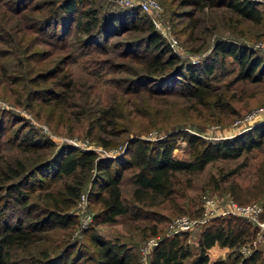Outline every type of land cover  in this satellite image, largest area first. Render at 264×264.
I'll use <instances>...</instances> for the list:
<instances>
[{
    "label": "rangeland",
    "instance_id": "1",
    "mask_svg": "<svg viewBox=\"0 0 264 264\" xmlns=\"http://www.w3.org/2000/svg\"><path fill=\"white\" fill-rule=\"evenodd\" d=\"M21 1L23 0H0V168L6 160L15 158L24 162L28 168L38 165L29 176L32 179L29 178L24 183L23 188L29 194L28 203L40 205L46 191L59 189L69 179L65 174L56 173L52 167L45 168L46 163H43L61 147L90 148L101 156L118 152L129 137L152 138L165 133L164 127L159 130L149 127V132L130 129L117 135L99 131L93 124L100 108L109 109L114 116H122L117 117L120 125L115 128L128 125L131 121L132 125L143 127L147 123L146 116L170 118L188 115L191 124L181 123L182 127L179 128L188 129L208 140L233 137L264 122V76L256 82L247 79L233 80L237 65L227 55L223 65H217L216 62L206 76L212 93L220 94L224 104L196 110L193 101L187 97L150 94L145 89L147 84L140 85L144 89L139 93L132 91L134 84L127 79L134 76L133 68L136 63L130 54H123L127 49L143 54L139 42L144 34L143 27L147 25L145 20L140 23L139 28L98 36L99 39H94L93 44L89 42L91 38L79 31L74 24L69 32L59 31V27L44 29L46 23L42 24L41 29L34 26L33 21L37 24V19L47 12L48 5L45 0H24L21 4H27L26 7L17 11ZM157 1L161 6L158 19L168 26L169 32L177 39L176 53L180 61L195 62L203 59L217 37L242 41L249 48L264 53V49L253 47L255 42L264 40V0H254L261 11V20L256 23L241 18L224 5L195 7L192 4H182L181 0ZM84 4L97 6L101 13L137 7L136 3L129 5L125 0H85ZM189 12H193V15L189 16ZM15 13H24L26 18L22 17L17 21V26L12 29L14 33L10 36L11 40L5 42L2 28L6 25L4 20L9 14L17 17L18 14ZM146 16L151 18L154 14L148 11ZM192 18H198L197 27L193 33H189V28L195 21ZM19 26L26 29L22 39H19L18 29L15 30ZM40 71H48L45 73L46 79L42 80L37 76ZM69 79L66 89L64 82ZM258 107L263 109L253 113ZM106 128L113 129L111 125ZM27 130L35 134V144L22 139ZM97 135L112 139V142L108 146L101 145ZM188 150L186 141L178 137L172 153L185 157L188 156ZM234 167L236 171L229 173ZM128 172L126 170L125 174ZM258 173L264 177V152L260 147L242 150L237 156L217 157L208 161L199 171L178 173L183 182L186 177L190 179V184L184 188V195L177 199L181 204H186L188 209L177 212L176 206L168 208L166 201L149 207L148 210L155 211L156 216L164 217L156 223L160 228L159 236L167 234V223L172 217L194 212L206 196L226 198L229 195L228 186L232 183H237L242 188L251 187L262 178ZM2 178L0 173V205L9 198L4 193L3 186L6 182ZM88 184L86 181L81 193H85ZM130 189V183L123 178L121 190L125 199H130ZM250 201L264 203V193ZM98 208V202L80 195L69 209L76 216L77 223L68 238L88 248L90 243L84 230L91 225L102 237L117 239L133 246L140 263L146 264L144 245L146 239L152 236L150 226L155 220L117 214L112 221L92 223L91 215ZM7 209L8 212L11 211L10 208ZM262 209L264 219V205ZM60 232L63 231H49L48 241L45 239V243H55V236L62 235ZM198 232L199 225L192 228L186 237L185 242L191 254L185 258L184 264H193ZM238 245L229 247L215 243L208 249V255L210 259L221 258L227 263L237 255L239 258H249L252 251L247 254L239 253ZM256 247L257 258L249 264H264V242ZM56 251L57 249L54 250ZM22 263L24 261L19 259V251H16L12 255L11 264Z\"/></svg>",
    "mask_w": 264,
    "mask_h": 264
},
{
    "label": "trees",
    "instance_id": "2",
    "mask_svg": "<svg viewBox=\"0 0 264 264\" xmlns=\"http://www.w3.org/2000/svg\"><path fill=\"white\" fill-rule=\"evenodd\" d=\"M22 2L24 0L19 2L17 11L26 7L27 4H21ZM45 3L49 8L37 19V24L33 21L34 26L37 25L41 29L42 24L46 23L44 29L59 27V31L69 32L74 24L79 31L91 38L89 42L93 44L94 39H99L98 36L139 28L141 22H147L139 42L143 54L140 55L132 49H127L123 54H130L136 63L133 68L134 76L127 79L134 84L135 88L131 89L135 93L144 89H141L140 85L147 84L145 89L150 94H177L193 101L196 110L211 109L214 106H222L224 102L220 94L212 93L206 76L216 62L217 65H223L226 55L237 65L233 80L247 79L256 82L264 76V53L257 52L258 50L249 48L242 41L233 38L217 37L201 60L180 61L178 55L169 48L166 40L153 26L151 18L138 6L101 13L95 5L85 6V0H45ZM181 3L195 7L224 5L241 18L255 23L261 20V11L254 0H181ZM188 15L192 16L193 12ZM22 17L26 18V15L21 13L16 17L9 14L6 17V25L2 26L5 42L11 40L10 36L14 33L12 29ZM192 19L195 21L190 26L189 33H193L197 27L198 18ZM16 29L20 33L19 39L24 38L26 29L22 26ZM47 72L40 71L37 76L42 80L46 79ZM69 81L70 79L64 82L66 89ZM117 117L122 116H114L109 109L100 108L93 126L99 131H109L113 135L130 129L148 131L149 127L158 130L164 127L165 133L152 138L129 137L113 156H98L97 151L90 148L61 147L54 156L43 163H46L45 168L52 167L56 173L65 174L69 179L64 181L59 189L46 191L40 205L28 203L29 194L23 188L25 181L31 177L32 170L38 165L28 168L17 158L6 160L1 165V180L6 182L3 189L9 198L0 205V264H11L12 255L16 251H19V259L24 261L22 264H141L133 246L117 239L102 237L91 225L84 230L91 248L68 238L77 223L76 216L69 209L79 197L86 181L89 183L85 189L86 198L99 203V208L91 215L92 223L112 221L117 214H126L131 218H151L155 222L150 226V233L159 235L160 228L156 223L164 217L156 216L157 213L149 211V207L166 201L167 207L174 205L177 212L188 209L186 204H181L177 199L184 195V188L190 184V179L186 177L183 182L178 173L199 171L210 160L237 156L242 150H250L253 147H260L264 152V122L233 137L208 140L188 129L179 128L181 123L191 124L188 115L170 118L146 116L147 123L143 127L134 126L131 121L128 125L115 128L120 125ZM108 125L113 129L107 130ZM178 137L186 141L188 156H176L172 153ZM97 138L101 145L108 146L112 142V139H105L103 136L97 135ZM22 139L36 143L35 134L31 130L24 132ZM126 170H129L127 174ZM235 171L236 167L231 168L229 173ZM258 176L262 177L259 173ZM123 178L131 185L130 199H125L122 195ZM228 191L235 201L248 202L264 193V177L246 188L232 183L228 186ZM263 205L264 203L262 207ZM7 208L11 211L8 212ZM199 212L200 206L189 215L195 216ZM262 214L263 209L260 218ZM55 229L62 230L63 232L59 233L62 235L55 236V243H45L48 241V232ZM255 230V226L247 218L238 215L226 214L209 219L199 225L197 252L192 258V263L249 264L257 258V247L252 250L249 258H239L237 255L230 263L221 258L210 259L208 249L215 243L236 246L249 240ZM189 232L190 230L161 235L148 251L146 264H184L185 258L191 254L185 242Z\"/></svg>",
    "mask_w": 264,
    "mask_h": 264
},
{
    "label": "built area",
    "instance_id": "3",
    "mask_svg": "<svg viewBox=\"0 0 264 264\" xmlns=\"http://www.w3.org/2000/svg\"><path fill=\"white\" fill-rule=\"evenodd\" d=\"M125 2L129 5L136 3L137 6L145 12H153L154 16H151V22L153 26L156 28L159 34L165 38L169 48L176 53V48L178 46L177 39L172 33L169 32L168 26L162 24L158 19V13L161 10L159 2L157 0H125ZM253 47L264 49V40L255 42ZM262 109V107H258L253 113H258ZM251 115L252 114H248V116ZM114 154L105 155L113 156ZM80 195L84 197L85 193H81ZM261 211L262 202L259 201H249L242 203L235 201L229 195L224 199L217 198L215 196H206L201 201L200 212L198 215L191 216L188 214H179L172 217L167 223L166 235L179 231H189L192 228L217 216L226 214L238 215L249 219L256 228L255 234L249 240L238 245V252L247 254L256 248L258 244L264 242V219L260 218ZM160 237L161 236L159 235H152L146 239L144 245L146 254Z\"/></svg>",
    "mask_w": 264,
    "mask_h": 264
}]
</instances>
